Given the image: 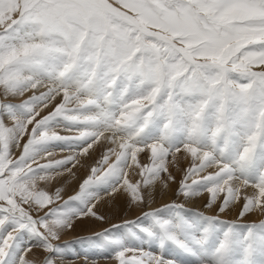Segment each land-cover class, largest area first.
<instances>
[{"label": "snow or ice", "instance_id": "obj_1", "mask_svg": "<svg viewBox=\"0 0 264 264\" xmlns=\"http://www.w3.org/2000/svg\"><path fill=\"white\" fill-rule=\"evenodd\" d=\"M117 195L115 264H264V219L221 218L264 214V0H0V264H60Z\"/></svg>", "mask_w": 264, "mask_h": 264}, {"label": "bare ground", "instance_id": "obj_2", "mask_svg": "<svg viewBox=\"0 0 264 264\" xmlns=\"http://www.w3.org/2000/svg\"><path fill=\"white\" fill-rule=\"evenodd\" d=\"M185 166H187V161H184L183 158H181L179 161V167H185ZM171 170L173 171V174L176 175L177 178L179 179L181 172L178 170V168L173 167ZM85 174L86 173L84 169H80L77 173V175L81 178ZM75 186H76L75 181H73L71 183V186L66 187V191L69 194H71V191ZM174 192H175V185H172L171 188L166 190H162L159 186H157V189L153 192V207L160 206L162 203L171 202L174 199H176ZM206 197L207 194L205 193L199 199H196L188 203L186 207L189 208L190 210L204 211L205 214L207 215L216 214L215 212L205 210L204 204ZM239 210H240L239 205H237L236 207H233L230 211H226V213L222 214L221 218L236 219ZM97 211L99 212V214L105 217V222L97 221L91 218H87L84 219L83 221H79L75 224L73 229L68 230L67 232L62 234L61 238L62 239L65 238V239L64 240L60 239L59 241L61 242L66 241L65 243H67V240H71L74 236L80 237L82 235H88L98 231L102 232L105 228L110 227V225L113 223H120L122 220L125 219H134L137 215L140 214L139 209L134 207H129L127 203V199L123 195H117L114 199H109L106 197L105 201L102 204H100ZM263 218H264V214H262L257 210L253 214L247 215L243 220H257V219L260 220ZM84 241H85L84 243L86 244L87 241L86 240ZM72 242L70 241L69 243L70 247H72ZM87 245L88 246H86L84 249L83 252L84 254L81 252L83 256L85 255V259L81 258L83 256H80V254L78 255L76 249L74 248L71 249L69 247L71 250L70 253L65 259L61 260L60 264H115V261L113 259L108 257L106 253H103L100 249L95 247L93 243ZM34 253L35 254L32 258L37 261V264H39L40 260L43 258V253L39 249L34 250ZM169 257L176 259V261L179 262L180 264H185L184 258L175 252L169 253Z\"/></svg>", "mask_w": 264, "mask_h": 264}, {"label": "rangeland", "instance_id": "obj_3", "mask_svg": "<svg viewBox=\"0 0 264 264\" xmlns=\"http://www.w3.org/2000/svg\"><path fill=\"white\" fill-rule=\"evenodd\" d=\"M57 186H59V185H57ZM224 220H227V221H236L237 223H249V222H259V220L257 219V220H237V218L236 219H232V218H223ZM264 219V218H263ZM261 220V219H260ZM244 221V222H243ZM99 232H101V231H98V232H94V233H92V234H88V235H82V236H74L71 240H67V243H65L66 241H64V242H61V241H59L58 243H60V244H67L69 247H70V245H69V243H70V241L72 242V247H70L71 249H76V252L78 253V255L80 254V256H83V252H84V249H85V247L86 246H88L87 244H90V243H92L88 238H90V237H93L94 236V234L95 233H99ZM84 236V237H83ZM87 238V239H86ZM62 239V238H61ZM65 239V238H64ZM64 239H62V240H64ZM86 240L87 241V243L85 244L84 242V240ZM78 241V242H77ZM74 246V247H73ZM83 254H82V253ZM82 254V255H81ZM81 258H83V259H85V255L83 256V257H81ZM94 262V261H93ZM177 264H180L179 262H177Z\"/></svg>", "mask_w": 264, "mask_h": 264}]
</instances>
